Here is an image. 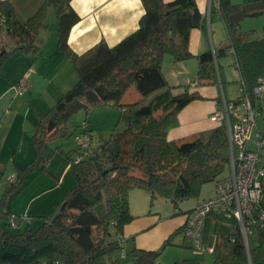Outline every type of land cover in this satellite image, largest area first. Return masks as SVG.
<instances>
[{
  "label": "trees",
  "instance_id": "obj_1",
  "mask_svg": "<svg viewBox=\"0 0 264 264\" xmlns=\"http://www.w3.org/2000/svg\"><path fill=\"white\" fill-rule=\"evenodd\" d=\"M70 1L43 0L34 14L20 21L12 2L0 0V30L13 44L8 49L0 44V72L11 54L38 53L37 34L47 26L46 11L51 6L56 17L58 49L73 63L77 74L76 82L38 116L31 137L34 158L17 170L13 183L2 193L0 264H116L120 260L118 252L124 248L123 227L134 217L129 206L132 188L147 191L151 203L155 196H162L176 207L182 200L197 197L203 184L214 181L216 185L227 175L229 142L223 122L203 136L184 141L168 139L179 111L200 95L189 86L177 91L179 86L167 83L162 72L165 54L173 61L196 58V79L203 84L219 82L218 58L229 49L234 50L245 92H250L264 77V37L248 38L237 23L228 21V14L238 7L232 0H216L228 42L218 50L196 56L188 48L189 33L193 28L204 27L205 18L194 0H141L144 12L136 30L113 46L101 40L82 54H76L67 44L71 27L79 20ZM13 47L16 49L10 53ZM129 87L141 97L132 103H120ZM254 100L252 97L253 103ZM110 103L118 106L120 112L108 140L83 151L77 145L66 151L52 145L58 138L70 136L67 122L76 111ZM57 152L69 161L73 187L49 216L40 217L36 228L12 232L9 228L29 225H25L22 215L7 210L9 194L20 187L30 172L45 170ZM59 207V214L50 222ZM193 208L184 212L186 218ZM261 212L264 183L252 217L258 219ZM186 218L160 249L131 248V264H159L161 250L170 244L174 234H184ZM250 228L255 242L251 244L248 237L246 245L233 215L222 211L208 213L203 251L211 248L212 264H264V220ZM184 237L187 238L185 234ZM186 246L192 248V244ZM173 264L205 263L190 257Z\"/></svg>",
  "mask_w": 264,
  "mask_h": 264
},
{
  "label": "crops",
  "instance_id": "obj_2",
  "mask_svg": "<svg viewBox=\"0 0 264 264\" xmlns=\"http://www.w3.org/2000/svg\"><path fill=\"white\" fill-rule=\"evenodd\" d=\"M10 1L17 18L22 21L21 18L36 10L43 0ZM70 2L79 20L70 29L67 44L76 54H82L101 40L108 46L115 45L137 29L139 19L144 12L141 0H71ZM194 2L205 18L204 27L193 28L189 33L188 48L196 56L207 50H218L228 42V37L216 0H194ZM49 12H52L51 6L47 8L46 17ZM50 23V26L47 25L38 31L37 54L13 53L7 59L10 61L5 76L2 73L5 62L1 68L0 199L4 190L13 183L17 170L34 158L35 151L31 137L36 130L38 116L47 111L77 80L73 63L58 49L56 17L51 15ZM47 35L48 41L43 44ZM5 39L7 40H3L2 44L11 47L12 42L7 37ZM218 64L221 77L219 82L203 84L196 79V58L173 61L171 57H166V54L163 56L162 72L167 83L171 86H179L177 91L182 90L183 86H189L190 90H195L200 95L179 111L177 124L168 131V139L184 141L206 135L219 124L210 119L212 111L223 103V99L229 101L240 96V74L233 64L232 55L228 53L221 55ZM23 77H26L23 94L11 93ZM49 80L52 85L46 83ZM230 82L234 89H228L226 83ZM259 103L264 104V98L254 100L255 106ZM52 145L56 146L57 143ZM69 171L67 157L60 152L55 153L45 170L41 168L33 170L20 187L9 194L7 210L22 215L25 225H34V223L38 225L41 221L40 217L49 216L57 202L64 197L68 189L73 187L74 179L68 177ZM185 218L186 216L179 226L183 224ZM150 225H153V222ZM147 227L150 226L137 230L124 225L122 237L124 240L127 237L134 240L137 233ZM187 244L190 245L191 241L183 234L180 245L186 247ZM133 247L143 248L138 245ZM201 255L189 253L178 257L202 259Z\"/></svg>",
  "mask_w": 264,
  "mask_h": 264
},
{
  "label": "rangeland",
  "instance_id": "obj_3",
  "mask_svg": "<svg viewBox=\"0 0 264 264\" xmlns=\"http://www.w3.org/2000/svg\"><path fill=\"white\" fill-rule=\"evenodd\" d=\"M232 3L236 4L238 7L228 14V21L231 23H237L238 28L241 31L245 32L248 38L264 37V0H232ZM37 9L38 8H36V10ZM36 10L31 12L26 17L21 18V20L25 21L32 14H34ZM51 11L52 12H49L48 16L45 19V23L49 26L51 24V15L52 17H55V12L52 7ZM3 40L7 39H5L3 31L0 30V44H2ZM46 41H48V35L47 38L43 41V44ZM6 48L8 49L7 46ZM19 53L22 54V52ZM10 56H8L7 59L10 58ZM166 57L171 56L166 54ZM7 59L4 61L5 64L2 69V73L4 76L6 74L7 67H9L10 59L8 61ZM9 75L10 73L7 75V79H9ZM2 81L4 82L5 80ZM46 83L52 85V82L50 80ZM226 85L229 86L228 89H234L231 82L226 83ZM43 88L44 87H42V90ZM14 89L11 93H14ZM140 97V94L135 90V88L129 87L123 94L120 103H132L137 101ZM255 108L257 111L256 126H254L250 131L249 139L247 141V146L249 148L254 147V136L256 132L258 130L264 132V104L259 103L255 106ZM119 112L120 108L113 105L112 103L106 105L91 106L87 111L85 109H80L76 111L67 122V128L70 132V136L68 138H58V140L52 143H57V145H60L64 150H70L74 148V146L76 145L77 137L84 130L83 125L86 124L88 128L84 132H92V144L97 146L99 143L108 140V138L110 137L115 126L117 125ZM119 128H122V126H120ZM261 155L262 160L260 165H264V148H262ZM68 177L74 179L70 171L68 173ZM74 183L75 181L73 182V185ZM215 193V182L212 181L205 183L202 185L197 197H191L182 200L181 202H179L178 206L175 207L170 202V200L162 196H155L152 199L151 203L150 196L147 191L140 188H132L129 192V206L134 217L130 222L125 224V226L137 230L145 226L150 227H147V229L145 230L139 231V233H137L136 235L137 237L134 240L129 237L124 240V248L122 249V251L120 250L118 252L117 256H120V260L116 264H131L129 251L135 245L149 250L160 249L166 237H168L182 222L183 218L185 217L184 212L193 208L198 201L213 197ZM152 222L153 225H150ZM36 226L37 225H35L34 223V225H29V227H16L9 229L12 232L17 233L27 228L34 229L36 228ZM182 236L183 234L181 233L174 234L170 244H167L161 250L159 256V264H173L174 260L179 259L178 256H184L189 253H194L196 255L202 254L200 257L204 260V262L206 264H212V256L209 250L198 252L187 246L185 247L183 245H180ZM248 237L249 242L253 244L255 242L254 233H250Z\"/></svg>",
  "mask_w": 264,
  "mask_h": 264
},
{
  "label": "built area",
  "instance_id": "obj_4",
  "mask_svg": "<svg viewBox=\"0 0 264 264\" xmlns=\"http://www.w3.org/2000/svg\"><path fill=\"white\" fill-rule=\"evenodd\" d=\"M228 53L234 59V50ZM26 77H23L15 87V94L21 95L26 88ZM240 96L234 100H225L210 114V119L226 126L229 142V172L215 185V195L196 204L188 213L184 234L190 239L195 251H203V233L205 217L212 211L233 215L240 226L245 244H248V235L251 225L264 220V212L259 213L258 219L252 217L255 205L261 197L262 183H264V165L261 151L264 148V134L257 131L254 138V147L249 148L247 141L250 131L256 125L257 111L252 97L264 98V77H260L250 92H245L244 84L239 81ZM84 130L77 137L76 145L81 151L89 149L92 144L91 131ZM79 157H77L78 159ZM13 180V179H12ZM211 248H209V251Z\"/></svg>",
  "mask_w": 264,
  "mask_h": 264
},
{
  "label": "water",
  "instance_id": "obj_5",
  "mask_svg": "<svg viewBox=\"0 0 264 264\" xmlns=\"http://www.w3.org/2000/svg\"><path fill=\"white\" fill-rule=\"evenodd\" d=\"M15 49H16V47H13V48L9 49V52L12 53V52L15 51ZM60 208H61V207H59V208H58V209L52 214V216H51L50 219H49L50 222H52V221L56 218V216L59 214V212H60Z\"/></svg>",
  "mask_w": 264,
  "mask_h": 264
}]
</instances>
